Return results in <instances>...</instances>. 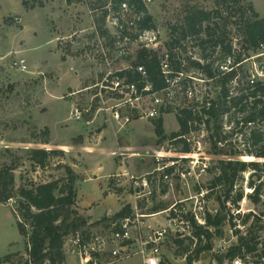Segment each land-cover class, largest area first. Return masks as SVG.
I'll list each match as a JSON object with an SVG mask.
<instances>
[{
	"label": "rangeland",
	"instance_id": "374dc122",
	"mask_svg": "<svg viewBox=\"0 0 264 264\" xmlns=\"http://www.w3.org/2000/svg\"><path fill=\"white\" fill-rule=\"evenodd\" d=\"M243 1L254 2L264 15V0ZM228 6L238 8L234 0H229V2L223 0H153L147 5V8L153 17L156 28L161 32L160 50L163 53L168 49L171 50L170 45L174 39L173 28L181 25L188 12L194 8L213 12L210 24L216 22L221 25L227 24L229 38L232 40V37L238 36V46H242V34L235 22L236 20L240 22V19L238 16H231L228 19ZM216 11H220L222 16L214 14ZM261 13H259L260 16ZM103 16V13H90L88 6L81 0H0V167L16 164L17 187L30 186L33 183H43L53 179L64 180L67 177L65 166H70L73 170L81 167L80 171L87 173L98 161L103 163L106 168H110L111 160L117 166L123 162L124 158L116 155L117 152L112 153V157L110 156V150L116 145L113 142H107L105 151H97L94 155L83 152L84 156H81L76 153L73 146L75 142L78 143L83 139L78 134L84 122V120H75L71 116L73 103L80 98L84 102H88L95 91V88H86L94 84L98 77L100 40L103 41L106 38L109 41L108 45L113 50L115 49L111 36L101 33L99 29L101 25L104 30L106 27ZM206 25L207 22L204 23V27ZM175 34L178 38H182L179 32ZM204 38H206V33L203 31L190 37V48L181 44V56H186L190 49L203 57L205 55L217 58L223 56L221 50L213 51L210 44L204 47L202 45ZM21 58H25L27 61V71L21 69L17 64ZM116 62L118 66L134 63L129 58L123 59V62L117 59ZM251 66L250 61L245 64L243 69L249 72ZM190 69L196 77H202L201 69ZM207 86L211 87L213 94H217L215 82L212 81ZM78 90L82 91L72 95ZM185 103L183 95H179L174 100V104L171 106L172 110L165 119L167 128L164 139L157 136L153 120H135L122 129L119 125H115L114 129L118 132L115 136L120 139L121 145L123 146L127 142V147L123 149L126 155L123 157L126 158L124 166L126 170L128 169V173L124 177L125 175L118 176V173L115 172L110 177L116 185L114 189L120 188L117 184L123 182L127 197L134 196L136 198L135 182L137 180H141L144 176L155 171L162 163L179 158L176 157L179 153L186 152L184 151L185 141H180V138L174 139L173 136L180 130L175 109ZM230 119V116L228 121L219 117V124L222 126L220 134L216 132L215 120L208 125L205 132L202 127H194L192 132L188 133V137L191 138L190 142L186 140L191 147L189 153L199 151L204 152L206 156L184 157L177 164L181 168L190 169L193 167L199 171L200 163L207 160L209 167L206 172H202L201 175H196V173L189 175L184 180L176 177L173 187L159 179L151 187L155 194L154 197L148 195L149 198L137 199L142 202L148 199L144 209L137 207L138 210L146 213L152 206L161 202L170 206L166 210L157 212L156 215L145 216L143 220L149 226L168 228L169 218L174 212L172 207L175 204L178 208L197 210L196 196L202 189H208L217 174L216 172H220L216 169L220 159L231 157L248 161L258 160L254 156L247 155L244 151L242 154L235 153L237 150L245 148L244 142L249 137L250 128L244 126L243 123L237 126V122L231 123ZM97 120L103 125L96 129L93 128L88 133L93 141L103 130L102 128L110 127L102 117ZM46 128L50 130L48 136L45 134ZM110 134L114 138L113 133ZM208 134L222 137V143L219 144L220 149L212 146L214 136L208 137ZM46 139L49 140L48 144L44 143ZM39 147L62 150L64 153L51 156L46 168H36L30 159L29 152L31 148ZM259 161L264 163V158ZM210 168L211 170H209ZM253 172L254 170L250 168L241 173L233 195L241 189L244 191V198L236 206L229 204L230 211L228 209L222 213L225 220L220 226L221 234H217L219 227L210 226L215 233L212 237L214 249L201 254L200 259L195 260L192 264H228L227 254L240 239L235 237V234L241 230L240 228L235 229V224L246 225L245 230L250 232L248 237H253L255 233L264 230V186L261 189V201L256 202L250 197L254 188L251 182L259 184L260 180H258V175ZM121 174L123 175V171ZM260 174L264 178V171ZM102 182L104 183V181ZM79 183L81 192L87 196L93 195L99 188V183L90 179H81ZM164 188L167 191L162 194L161 190ZM223 189V185L219 186V194H223ZM216 190L214 189L213 195H209L210 204L207 210L219 208L220 212L221 207L216 199ZM16 200V198L11 200L15 208L17 207ZM182 200L184 201L180 203ZM111 208L112 211H115L117 206ZM94 209V212H99L101 215L96 217L98 220L93 221V223H97L89 228L88 233L110 236L112 222L104 220L105 217L112 216L104 214L109 206L96 204ZM247 216L249 217L247 218ZM189 232L192 233L185 226L180 230L168 232L161 246V264H189V257L183 253L182 246L175 243V239H185L186 236H190ZM4 236L6 239L13 238L14 242L9 248L1 246L0 255L25 251L24 238L17 228L3 229L0 231V239ZM112 248V246L109 247L99 264H144L140 255H131L123 260H115L110 253ZM130 248L135 249L136 247ZM194 248L193 246L192 249ZM221 248L223 251H220ZM219 257L222 258V261ZM68 262L69 264H82L80 257L75 254L68 255Z\"/></svg>",
	"mask_w": 264,
	"mask_h": 264
},
{
	"label": "built area",
	"instance_id": "2783aa9c",
	"mask_svg": "<svg viewBox=\"0 0 264 264\" xmlns=\"http://www.w3.org/2000/svg\"><path fill=\"white\" fill-rule=\"evenodd\" d=\"M81 1L88 6L90 13H103L104 22L106 21V34L111 36L115 49L113 50L108 45L109 41L106 38L103 41L100 40L98 51V67L100 70L98 71V77L94 84L86 88H95V91L88 102H84L80 98L73 103L71 116L75 120H84V122L92 123L102 117L106 124L113 128H116L115 125H119L122 129L135 120L164 118L172 110L171 106H173L174 100L179 95H183L186 103L180 105L179 108L176 107V116L182 114L181 111L184 109L191 110L195 115L201 117V121L195 122V125L202 127L205 132L208 129V125L216 120L211 113V109L214 107L216 112H219L217 109L219 108L220 90L216 87L217 94H213V90L207 85L215 81L202 68L192 66L193 62H200L202 65H206L214 60V67L219 76L236 72V75L227 84L228 89L225 98L228 100L240 94L239 88L242 77L240 68L244 67L246 63L251 61V70L248 72L251 84L256 81H264V41L260 43L256 50L245 51L242 46H238L239 38L236 36L230 40L232 45L230 53L225 54L221 46L217 47V52L221 50L223 53V56L221 55L218 58L211 55L203 57L191 49L186 56H181V44L190 48V37H193V35H188L187 37L180 35L182 38L174 35L175 38L179 39V42L171 50L168 49L162 53L160 50V30L157 28H142L140 21L143 15L136 12L128 1H121L117 9L115 8L117 0ZM142 1L147 6L153 0ZM141 49H148L150 52L158 53L161 59V71L166 82L164 87L156 88L150 80L146 66L137 62L138 53ZM240 56L241 58L237 62V58ZM125 58L132 59L134 63L118 66L117 59L123 62ZM176 62L181 63L180 70L175 69L174 65ZM17 64L21 69L28 70L25 58H21ZM190 68L201 69L202 77H196ZM130 74L138 77L135 80L130 79ZM81 91L78 90L72 95H76ZM221 112L219 117L228 121L229 116L231 117V112ZM87 116L89 117L87 118ZM188 136L189 134H185L174 139L180 138L190 142L191 138ZM210 136L213 137L214 134H208V137ZM213 139L218 141L219 144L222 143V138L216 135ZM158 155L161 154L158 153ZM195 156L205 157L206 155L204 152L199 151L195 153L181 152L176 156L179 158L162 163L155 171L144 176L141 180H137L135 182L136 199L152 195V184L159 179L166 185L173 187L176 177L184 180L189 175L195 173L196 175H201L202 172H206L209 167L207 160L200 163L199 171H196L193 167L190 169L181 168L177 164L184 157ZM132 178L134 179V177ZM208 194V189H202L198 193L196 196L197 210H186L185 207L178 208L176 207L177 204H175L172 207L174 214L169 218L170 224L168 228H152L143 218L145 216L151 217L158 213H146L136 208L133 217L111 221L110 236L96 233L89 234L80 230L67 237L65 244L66 254L78 255L82 264H99L109 247L112 246L110 253L115 260L119 261L129 258L131 255H140L144 264H161V246L168 232L180 230L183 226L190 227V221L184 219V213H190L200 225L206 227L207 214L215 215L219 213V208L207 210L210 204V200L207 197ZM209 228L213 231L210 226ZM234 228L241 229L240 232L235 234V237L237 236L240 239L234 245L238 247L237 253L234 257H228V264H264V230L255 233L253 237H248L250 232L245 230L247 228L246 225L235 224ZM189 234L191 233L189 232ZM247 240H249L248 244L252 245V249H249L248 245H246ZM130 247L136 248L131 249ZM220 251H223L222 248Z\"/></svg>",
	"mask_w": 264,
	"mask_h": 264
},
{
	"label": "trees",
	"instance_id": "16d2710c",
	"mask_svg": "<svg viewBox=\"0 0 264 264\" xmlns=\"http://www.w3.org/2000/svg\"><path fill=\"white\" fill-rule=\"evenodd\" d=\"M121 1L124 0L116 1V9L119 7ZM126 1L134 7L136 12L143 15L140 21L142 28H156L153 17L148 12V8L142 0ZM223 1L229 2V0ZM234 2L238 5V8H234L233 6L227 7L229 13L227 15L228 19L231 16L239 17L240 22L238 20L235 22L238 24L242 34V48L245 51L256 50L260 43L264 41V17L260 16L252 2L243 0H234ZM214 14L222 16L220 11H216ZM212 16L213 12H208L204 9L194 8L190 10L184 22L173 28V37L178 32L182 37H187L188 35L194 36L204 31L206 33V38L202 40L204 47L210 44L213 51H216L217 47L221 46L225 54L230 53L232 45L227 24L221 25L218 22L210 24ZM206 22L207 25L204 27V23ZM99 29L101 33H107L102 25L99 26ZM178 42L179 39L174 37L170 45L171 49ZM240 58L241 56L237 58V62ZM160 61L161 59L158 53L150 52L148 49L139 50L137 62L146 66L150 80L156 88H162L166 85L161 71ZM214 64L215 62L212 60L206 65H202L200 62H193L192 66L202 68L215 81L216 87L220 90L219 108L217 109L219 112H216L214 107L211 109V113L216 118V132L220 134V130L222 129V126L219 124L220 111L223 113L231 112V122L235 120L237 126L243 123L244 126L250 128L249 137L244 142L245 148L243 150H237L235 153L242 154V151H244L247 155L254 156L258 160L248 161L231 157L219 160V166L216 169L220 172H216L217 174L208 188L211 191L207 197L209 198V195H213L214 189H217L216 199L221 207L220 212L215 215L207 214V227L200 225L190 213H184V218L190 221L189 230L192 233L190 236H186L185 239H175V243L182 246L183 253L189 257V264L200 259L201 254L214 249L212 237L215 233L210 230L209 226L219 227L217 228V234H221L220 226H222L225 220V216L222 213L228 209L230 211L228 203L236 206L244 198V191L241 189L237 190L236 194L233 195L241 173L251 168L254 170L253 174L258 175L260 183L256 184L253 181L251 182L254 191L253 194H250V197L256 202L261 201V189L264 186V178L260 174L264 171V163L259 161V159L264 158V81H256L254 84H251L248 71L244 70V67H241L240 94L228 100L225 98L228 89L227 84L236 75V72L219 76ZM174 67L176 70H180L181 63L176 62ZM137 77V75L132 74L129 76L130 79L134 80ZM181 113L177 115L180 130L173 134L174 137L190 133L194 127H198L195 125V122L201 121V117L195 115L189 109H184ZM154 124L157 136L162 139L166 138L164 118L160 117L154 120ZM45 134L46 136L50 134L48 128L45 129ZM44 143L48 144L49 140L46 139ZM212 146L220 149L218 141L213 140ZM184 151H191V147L186 141ZM29 153L30 159L36 168H46L51 156L64 152L62 150H49L39 147L31 148ZM16 168V164L0 167V203H7L14 198L17 199V207L15 208L18 217L17 225L20 233L27 239V256L20 252L11 253L0 258V264L5 262L10 264L23 262V264H66L67 254L65 244L67 237L80 230L88 233L89 228L97 223L90 224L89 220L81 215L77 208V181L80 176L72 167L65 166L67 169V177L64 180L53 179L43 183H33L30 186L21 185L17 187ZM221 185L224 187L223 194H219V186ZM161 191L162 194H165L167 189L164 188ZM154 195L153 191L152 197ZM145 202H147L146 199L144 202L138 200L136 207L131 203L125 204L120 211L112 216L105 217L104 220L114 221L128 217L131 218L135 215L137 207L144 209ZM169 207L166 203L161 202L160 204L152 206L148 213H157ZM186 241H188L187 244ZM248 242L249 240L246 241V245H248L249 249H252V245L248 244ZM193 246L195 247L194 249H192ZM237 248V246L230 248L227 256L234 257L237 253ZM219 259L222 261L221 257Z\"/></svg>",
	"mask_w": 264,
	"mask_h": 264
},
{
	"label": "crops",
	"instance_id": "0c3cea01",
	"mask_svg": "<svg viewBox=\"0 0 264 264\" xmlns=\"http://www.w3.org/2000/svg\"><path fill=\"white\" fill-rule=\"evenodd\" d=\"M252 2V1H251ZM256 11L258 13H261L258 10V7L256 6V4L254 2H252ZM261 17H264V15H262L261 13ZM168 116V114L164 117V127L165 129L167 128L166 126V117ZM154 121V120H153ZM135 122V121H133ZM132 122V123H133ZM131 123V124H132ZM179 123V122H178ZM102 123L99 120H94L92 123H88V122H83V126L79 131L78 135H81L83 137V139L81 141H79L78 143H74V150L76 151V153L80 154L81 156H84L83 152L86 154H90V155H94V153H96L97 151L102 152L105 151L104 148L107 147V142H113L116 143V145H114L112 148V150H110V156L112 155V153H116V155L121 156L123 159V162L120 163V166H117L113 160L111 163L110 168H106V166L101 163L100 161H98L96 163V165H94V167L92 169H89L87 171V173H83L80 171L81 167L78 168H74V170L76 171V173L80 176L79 180L77 181V191H78V196H77V208L80 212L81 215L85 216L90 223H93V221L98 220V218H96L97 216L101 215L99 214V212H94V207L96 204H104L109 206V209L106 211V213H104L105 215H113L116 212L120 211L122 209V207L125 204L131 203L134 207H136L137 205V199L134 196H131L130 198L127 197L126 195V191L124 190V186H123V182L117 184L118 187L117 189H114L116 187V185L114 184L113 180L110 179V177L112 175L116 173H118L117 175L120 176H124L126 177V167L124 166L125 164V157H123L124 155H126V153L123 152V149H125L124 147H127V142H125V144L122 146L121 145V141L120 139L115 136L118 132L115 131V129L110 126L107 128H102L103 130H101L98 133V136L95 138V141H93L89 136L88 133L91 132V130L94 128H99L102 127ZM155 131H156V127H155ZM166 131V130H165ZM114 135V138H112V134ZM77 135V136H78ZM124 142V140H123ZM106 143V145H105ZM120 151V152H119ZM119 152V153H118ZM122 153V155H121ZM112 157V156H111ZM84 158V157H83ZM123 163V165H122ZM123 171V175L121 174V172ZM128 173V172H127ZM81 179H85V180H93V181H97L99 183V188L98 190L93 194V195H86L83 192H81L80 190V183L79 181ZM104 181V183L102 182ZM79 183V184H78ZM112 206H117V208L115 209V211H112ZM103 214V215H104ZM17 220L18 217L16 215V210H15V206L14 203L9 201L7 203H0V231L7 230L9 227L11 228H18L17 225ZM20 232V231H19ZM21 234V233H20ZM21 236L24 238L25 241V251H18L22 254H24L25 256H27V239L21 234ZM14 239H6L5 236L0 239V248L2 247H11L13 245V241ZM11 253H16V252H11ZM8 253V254H11ZM6 254V255H8ZM6 255H0V258H3ZM1 264H10L8 262L5 263H1ZM67 264H69L68 262V255H67Z\"/></svg>",
	"mask_w": 264,
	"mask_h": 264
}]
</instances>
